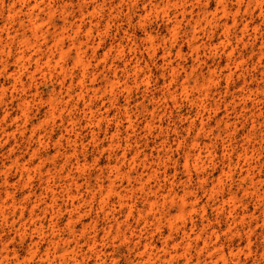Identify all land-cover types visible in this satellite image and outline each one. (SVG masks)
Returning <instances> with one entry per match:
<instances>
[{"label": "rangeland", "instance_id": "1", "mask_svg": "<svg viewBox=\"0 0 264 264\" xmlns=\"http://www.w3.org/2000/svg\"><path fill=\"white\" fill-rule=\"evenodd\" d=\"M0 264H264V0H0Z\"/></svg>", "mask_w": 264, "mask_h": 264}, {"label": "bare ground", "instance_id": "2", "mask_svg": "<svg viewBox=\"0 0 264 264\" xmlns=\"http://www.w3.org/2000/svg\"><path fill=\"white\" fill-rule=\"evenodd\" d=\"M21 2L23 1H25L26 2V0H20ZM36 6H38L37 5V3L35 2V5L34 6H32L31 8H29L28 9V11H27V13H28V15H30V16H32L33 14H32V10L36 7ZM14 10H16V8H14ZM18 11L17 12H21V7L19 8V9H17ZM222 12L223 13H225L226 11H225V9H222ZM31 21V20H30ZM35 21V19H33V21H32V31H33V33L36 35V29H37V23L36 22H34ZM224 25H226V22H225V24ZM60 41V38H57V39H55V41H54V43L51 45V47H50V49H61V47H59V45H58V42ZM63 53V52H62ZM24 52H22L21 53V56H20V58H24ZM50 62V59L48 60L47 59V61H45V63H49ZM36 64H38V61L36 62ZM23 170H27V168L25 169H23ZM73 198V197H72ZM122 203V202H121ZM120 203V204H121ZM71 206H73L74 208H72L73 209V211H75V210H78V206H75L74 205V203L73 202H71ZM73 211H71L70 213H72ZM32 217V216H31ZM5 247H7V245H4ZM46 255H48V253H46ZM61 257H64V254H62V256Z\"/></svg>", "mask_w": 264, "mask_h": 264}]
</instances>
